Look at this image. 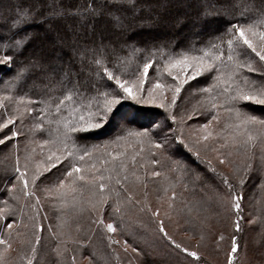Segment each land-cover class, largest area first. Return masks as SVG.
Listing matches in <instances>:
<instances>
[{
  "label": "snow or ice",
  "instance_id": "snow-or-ice-1",
  "mask_svg": "<svg viewBox=\"0 0 264 264\" xmlns=\"http://www.w3.org/2000/svg\"><path fill=\"white\" fill-rule=\"evenodd\" d=\"M157 53L170 82L157 79L146 89ZM129 55L143 56L145 62L139 75L124 78L120 66ZM154 71L159 74L161 69ZM197 78H203V84ZM4 83L13 88L12 94L0 95V157L14 163L0 167V264H76V249L64 243L42 250L39 232L44 226L37 223L42 206L37 193L63 203L69 192L85 189L94 199L80 211L89 214L90 225L116 233L117 226L105 224L104 216L122 218L126 206L135 207L152 218L171 246L195 258L193 264H200L202 257L177 243L165 230L163 218L171 221L179 215L176 205L185 199V191L199 195L197 202L209 208L227 203L237 217L227 264H253L238 234L243 231L247 182L259 178L264 188V142L257 147L251 132L253 127L264 128V0H0V84ZM186 85L205 94L208 106L203 112L196 107L184 110L178 120L173 110ZM129 101L163 109L165 119L181 128H165ZM254 106L262 114H256ZM221 110L235 121L228 125L234 129L231 145L244 151L231 180L215 168L211 177L193 172L170 155L174 142L189 146L183 126L197 116L206 122L189 125L193 136L199 132L195 143L220 141L213 124L220 121ZM135 124H140L139 130L131 127ZM110 129L115 130L111 136L96 140ZM38 135L46 137L42 145L49 146L48 152L30 170V146ZM127 137L146 145V154L140 156L144 147L131 155L119 150ZM223 141L211 148L221 164L230 162L232 155L220 151L230 146L227 138ZM113 145L117 147L108 151ZM101 151L103 159L95 155ZM196 157L200 159L199 152ZM164 160L173 165L170 172L190 179L179 193L172 185L158 188L161 194L153 207L148 185L161 177L156 169ZM53 169L63 171L52 179ZM105 238L109 246L120 243L111 235ZM74 243L78 249L86 247L80 239ZM256 244L261 259L255 264H264V233ZM124 246L126 251V240ZM133 252L150 255L147 249Z\"/></svg>",
  "mask_w": 264,
  "mask_h": 264
},
{
  "label": "rangeland",
  "instance_id": "rangeland-1",
  "mask_svg": "<svg viewBox=\"0 0 264 264\" xmlns=\"http://www.w3.org/2000/svg\"><path fill=\"white\" fill-rule=\"evenodd\" d=\"M156 80V77L149 70L145 88L147 89L151 87ZM197 80L200 81L201 79L197 78ZM160 81L161 83L170 82V80ZM190 83L195 84V82ZM207 102L208 101L205 99V96L189 89L188 85H186L185 89L181 92L180 98L177 100V107L173 111L176 112L179 120V115L184 110H191L193 107H196L198 110L203 112L204 104ZM19 106L21 110L24 107V105ZM142 106L152 108L154 105ZM154 109H159L164 112L163 109H160L157 106H155ZM220 113V121L213 124L214 135L219 133L222 138L220 141L214 142L210 139L208 142L201 141L199 144L195 143V139L199 135V132H197L196 136H193V129L189 125H200L206 122L204 117L197 116L183 126L185 142L189 146L186 148L181 144V147L185 152L193 155L196 167L208 169L207 165L209 164L211 165L210 167L216 169V173H222L231 180L234 168L242 165L244 151L240 149L238 145H231V136L234 129L228 125L233 123L229 122L230 120L227 113L223 110H221ZM18 126L21 127V125ZM180 128L181 125L177 123V130ZM251 132L257 137L256 146L259 147L260 143L264 142V133H262L261 128L258 126L253 127ZM223 138L228 139L230 146L227 149H220V151H230L232 155L229 158L230 162L226 161L224 164H221L217 158V153L211 151V148H219V144L224 142ZM42 140L43 138L36 137L35 143L30 146L32 158L30 170H34L35 165L41 163L48 152L49 146H43ZM206 143L210 145V147H206ZM21 147L23 148V145H21ZM196 152L200 153V159L202 161L197 159ZM21 160L24 163L23 152H21ZM204 161L207 165L204 164ZM212 168L209 169V172H211ZM195 170L192 171L195 172ZM60 172V170L58 171L57 169H53L51 173L52 179L59 176ZM210 175L212 176L213 173L211 172ZM216 183H219V176L216 177ZM252 184H255L254 178L247 182L243 190L241 211V215L243 217V231L239 233L238 236L241 244L245 242L247 243L248 257L253 261V264H255V261L261 259L257 255L259 248L256 241L259 240L261 234L264 233V227L261 223V219L259 218L262 215L259 206L264 205V188L260 187L261 181L259 179L255 185L256 189L253 188ZM248 186H250L249 191L247 190ZM257 189L259 190L257 191ZM37 195L41 196L42 205L39 208V211L41 209L42 213L40 212L41 215L37 217V223L44 226L43 230L40 231L39 234L41 236L40 243L42 250L45 252L49 251L47 246H49L48 248L54 249L58 244L64 243L69 249H76L73 253L77 258L76 264H89V260L92 261V264H115L114 260L116 261V264H140L139 261H141L140 259H143V256H137V254L133 252V248L147 249L148 252H153V250L158 249L157 243L152 242L154 241L152 233L147 234V229H151L152 232H154V227H157V225L153 222L149 215L140 214L135 207H130L131 210L129 215L135 218L136 221L134 222H137L136 225H141V229L139 231L140 234L135 233L130 237V239H127L123 236L119 227L110 220V216L108 215L104 216L105 224L114 223L117 226L116 233H108L106 228L100 229L95 225H90L89 214L87 212L80 211L81 208H87L88 202L94 199L92 194L87 191V189L77 193L69 192L63 203L59 201L53 203L52 197H44L40 192H38ZM158 195L159 193L156 190L155 182H150L148 185V199L152 203L153 207L156 206ZM189 196L191 197V200ZM186 197H189V199L185 202H177L176 208L179 215H173L171 221L167 218L161 217L164 219L165 230L173 237V239L177 241V243L188 247L190 251L196 250L202 257L200 264H205V260L207 261V264H227L228 253L231 250V236L234 232L233 222L237 219V217L229 210L227 203H225L226 205L215 204L209 208L206 202H197L201 200L199 195L193 197L189 194V192H187ZM136 198L139 199V195H137ZM182 204L184 205L183 207H181ZM189 208L191 209L190 213L188 211ZM177 221H179V227H177ZM249 221L254 222L249 223ZM138 222H141V224ZM147 223L149 228H147ZM130 227L132 228V226ZM144 228H146L147 231L144 230ZM22 231L24 230L22 229ZM143 232L146 234L144 233L145 235H143ZM95 235L96 237H94ZM106 235H111L113 239L120 241V243L109 246L105 238ZM202 236L203 239L201 238ZM86 237L95 238L92 242L94 255L90 254L85 247L83 249H78L77 245L74 243L76 239H80L86 243V240H88L85 239ZM221 237H223V239H221ZM125 240L129 245L126 251L124 246ZM197 245L199 246L197 247ZM14 247H16L15 244ZM181 253L183 258L184 255L188 256L183 252ZM13 255L15 256V253ZM192 259L194 260L195 258ZM66 264H71V262L68 261Z\"/></svg>",
  "mask_w": 264,
  "mask_h": 264
},
{
  "label": "trees",
  "instance_id": "trees-1",
  "mask_svg": "<svg viewBox=\"0 0 264 264\" xmlns=\"http://www.w3.org/2000/svg\"><path fill=\"white\" fill-rule=\"evenodd\" d=\"M211 2H213V0H209V3H211ZM154 61H155L154 66L152 69H150V71L156 77V79H159L162 81L163 80L164 81L170 80V78L167 76V73L163 71V63L160 59L159 53L156 54ZM144 62H145V59L143 56L129 55V57L121 64L120 72L124 74V78H130L133 73L136 75H139V73L142 71V67H143ZM109 67H111V65H109ZM155 67H160L161 72L159 74L154 71ZM200 79H201L200 81H202L201 84H203V78H200ZM12 88H13V86L10 83L0 84V95L12 94ZM202 95L205 96V94H202ZM17 99H18V97H17ZM127 103L129 105H133L134 108L147 110L150 113L151 117L154 120L158 121L165 128L168 125L172 124V122L170 120L165 119L166 113L160 111L159 109L155 110L154 109L155 106H152V108H146V107H143L142 105H135L134 102H132V101H129ZM20 105H23V103H21ZM207 106H208V102L204 104V110H205V107H207ZM252 110L256 111V114H258V115L262 114L259 111V106H254V109H252ZM229 122L235 123V121H233V120H230ZM26 123H28V122L25 121V124ZM141 123H143L144 127H149L148 121H142ZM131 127L139 130L140 124H135V125H132ZM172 127L177 129V123L172 124ZM21 128H23V125H21ZM261 130H262V133H264V128H261ZM114 132H115L114 129H110L108 133H106L104 136L97 137L96 140L99 141L102 139H107ZM37 137L43 138V139L46 138V137H42L40 135H38ZM116 147H117L116 145H113L108 149V151H112ZM140 147L145 148V152L140 154V156H143L147 152V146L146 145H140L139 141L135 137H127L125 141L121 142V144L119 146V150L127 151L131 155L134 149L138 152ZM95 155H96V157L103 159L105 153L103 151H101V152H97ZM170 155L173 157V159L181 160L184 163V165L187 166L189 169H191L193 171L196 169L195 172L201 173V174L208 176V177L211 176L210 175L211 172H209V169L212 168V167H210L211 165H209V164L207 165V163L204 161V164L207 165L208 169L207 168L204 169L203 167H196L195 159H193V155L189 154L188 152H185L184 149H182L181 144L178 141L174 142L172 144ZM140 156H138V159L140 158ZM129 158H130V156H129ZM0 162H1V167H11V165L14 163V160L12 158L4 159V158L0 157ZM20 162H21V164H23L22 160H20ZM171 167H173V165L168 160H164L162 165L160 167H157L156 170L162 172L161 177L157 178L154 181L156 184L157 192H158V188H160V187L167 188V187H169V185H172L175 187V190L179 193L181 191L182 185L184 183H187L188 180L190 179L189 176H182L180 173L170 172L169 169ZM60 171H63V169H60ZM258 179L259 178H254L255 184L254 185L252 184L254 189H256L255 185H256ZM249 189H250V186H248L247 190L249 191ZM258 190L259 189H257V191ZM159 194H161V193H159ZM186 194H187V191H185V193H184V197H185V199L183 200L184 202L187 199H189V197H190V196L186 197ZM190 200H191V197H190ZM179 203H181V201H179ZM183 206L184 205L182 204L181 207H183ZM259 208H260L261 213H262V215L259 218L261 219V223L264 227V205L259 206ZM130 210H131V208L126 206L124 208L122 218L109 217L110 220L112 222H114L119 227L121 233L127 239H130V237L132 235H134L135 233L140 234L139 231L141 229V225H136L137 222L136 223L134 222V221H136L135 218L131 217L129 215ZM40 212L42 213L41 209H40L39 213ZM41 213H40V215H41ZM43 213H44V211H43ZM29 215H31V213H29ZM25 222L28 223L27 219H25ZM138 223L141 224V222H138ZM130 226H132V228ZM147 226H148V223H147ZM147 228H149V226ZM144 230H146V228H144ZM147 230H146L147 234L152 233V236L154 237V241H152V242L157 243L158 249L153 250V252L150 251L149 252L150 255L143 256V259L139 258L141 260V261H139L140 264H193L192 257L186 256L183 254L184 255V258H183L181 256V254H182L181 251L178 249H175L173 246H171L169 244V242L158 232L157 227H154V232H152L151 229L150 230L147 229ZM2 231H3V229L0 230V232H2ZM144 233L145 232H143V235L146 234V233L145 234ZM94 237H96V235ZM94 237L88 238V240H86V243H85V245H86L85 249L90 254H93V250H94L93 246H92V242H93V240H95ZM154 246H155V244H154ZM48 247L49 246H47V249L51 250V248H48ZM130 253L133 254L132 252H130ZM178 259H180V260H178ZM114 262L116 264L115 260H114Z\"/></svg>",
  "mask_w": 264,
  "mask_h": 264
}]
</instances>
